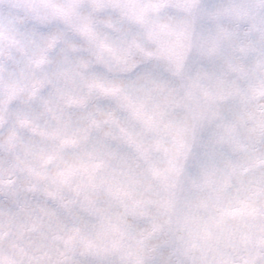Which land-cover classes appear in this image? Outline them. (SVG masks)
Wrapping results in <instances>:
<instances>
[{
  "label": "clouds",
  "instance_id": "obj_1",
  "mask_svg": "<svg viewBox=\"0 0 264 264\" xmlns=\"http://www.w3.org/2000/svg\"><path fill=\"white\" fill-rule=\"evenodd\" d=\"M0 264H264V0H0Z\"/></svg>",
  "mask_w": 264,
  "mask_h": 264
}]
</instances>
